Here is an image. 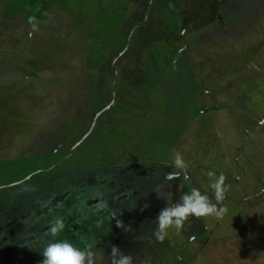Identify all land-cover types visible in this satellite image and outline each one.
<instances>
[{
    "label": "rangeland",
    "instance_id": "1",
    "mask_svg": "<svg viewBox=\"0 0 264 264\" xmlns=\"http://www.w3.org/2000/svg\"><path fill=\"white\" fill-rule=\"evenodd\" d=\"M194 187L223 216L157 241ZM57 216L94 264H264V0H0V264Z\"/></svg>",
    "mask_w": 264,
    "mask_h": 264
},
{
    "label": "clouds",
    "instance_id": "2",
    "mask_svg": "<svg viewBox=\"0 0 264 264\" xmlns=\"http://www.w3.org/2000/svg\"><path fill=\"white\" fill-rule=\"evenodd\" d=\"M29 23L32 24L33 30H35V17H30ZM29 35L31 36V33ZM173 163L176 171L170 172L167 179L179 180L182 175L187 179L188 165L180 154L177 153L175 155ZM208 176L212 178L209 187L213 190L215 200L218 204L225 198V192L227 190L226 177L222 173L216 176L211 171L208 173ZM161 191H157L160 193L161 198L166 197L169 200L167 195H161ZM217 204H213L210 197L202 193L200 188H192L180 197L178 203L175 205L170 204L169 207L161 210L156 221L157 226L154 233L156 240L163 242L168 235L169 229H174L179 233L184 229L185 222L190 216L206 217L213 215L221 218L225 209L220 208L218 210ZM57 206L59 207V205ZM105 206L103 203L100 205L101 208ZM64 229V220L57 216L49 228L50 240L41 251L43 257L42 264H94L93 245H87L85 248H81L69 240L58 239ZM191 239L194 240L195 237ZM111 264H133V257L131 255H124L118 247L113 246L111 249Z\"/></svg>",
    "mask_w": 264,
    "mask_h": 264
}]
</instances>
